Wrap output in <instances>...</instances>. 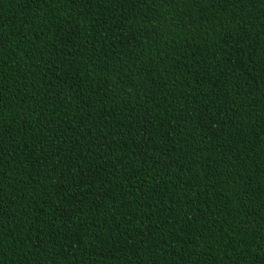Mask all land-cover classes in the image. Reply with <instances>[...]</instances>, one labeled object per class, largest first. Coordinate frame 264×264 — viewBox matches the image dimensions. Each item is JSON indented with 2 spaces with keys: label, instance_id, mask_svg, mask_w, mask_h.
Instances as JSON below:
<instances>
[{
  "label": "trees",
  "instance_id": "16d2710c",
  "mask_svg": "<svg viewBox=\"0 0 264 264\" xmlns=\"http://www.w3.org/2000/svg\"><path fill=\"white\" fill-rule=\"evenodd\" d=\"M0 264H264V0H0Z\"/></svg>",
  "mask_w": 264,
  "mask_h": 264
}]
</instances>
